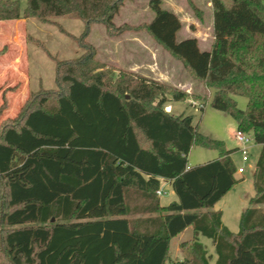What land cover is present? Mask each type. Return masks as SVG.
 Wrapping results in <instances>:
<instances>
[{
    "label": "trees",
    "instance_id": "trees-1",
    "mask_svg": "<svg viewBox=\"0 0 264 264\" xmlns=\"http://www.w3.org/2000/svg\"><path fill=\"white\" fill-rule=\"evenodd\" d=\"M123 1L0 0V21L84 22L83 54L55 63L57 89L30 94L13 117L1 118L0 106V264H264V0H209L213 38L204 50L197 37L177 40L181 19L160 0H149L145 25L193 80L214 88L198 96L199 110L209 101L261 146L236 232L213 206L241 181L231 157L238 147L201 133L193 114L165 111L190 92L104 67L85 40L93 23L115 32ZM233 95L247 98L243 109ZM196 145L217 157L188 167ZM162 180L177 195L167 205L155 193ZM187 227V254L173 260L171 239Z\"/></svg>",
    "mask_w": 264,
    "mask_h": 264
},
{
    "label": "rangeland",
    "instance_id": "rangeland-1",
    "mask_svg": "<svg viewBox=\"0 0 264 264\" xmlns=\"http://www.w3.org/2000/svg\"><path fill=\"white\" fill-rule=\"evenodd\" d=\"M20 1L21 6L24 7L26 0ZM160 1L163 8L176 11L178 18L181 19V29L176 33L178 41L189 37L187 34L190 32L199 35L200 49L204 50L210 46L213 33L209 0ZM122 4L113 18L115 27H118L115 32L110 33L100 22L91 24L86 35L85 40L95 48L99 63L104 67L131 70L144 75L150 74L148 65L154 61H158V64L163 66V63L169 65L166 60L171 59L172 65L169 66L174 69L175 74L185 68L147 32L145 25L154 15L149 0H125ZM83 30L84 22L70 15L53 16L49 21H41L38 18L0 21V106L3 101L7 104L1 118L15 116L30 94L57 89L55 63L57 60H70L83 54L84 50L78 43ZM187 90L196 97L201 95L211 97L214 88H205L198 81ZM233 96L237 106L243 109L247 98ZM201 102L199 98L194 105L196 109L188 106L187 110L194 116L193 123H199L200 132L211 138L223 140L230 148L240 146L235 138L237 128L234 118L212 108L209 101L203 110H199ZM166 106L168 108L165 111H173L169 108V103ZM259 146V144H251L247 162L242 161L240 155L236 156L237 166L245 168V172L239 174L243 180L239 181L231 193L216 205L223 210L224 222L232 231L238 228L236 216L244 204L242 200L254 192L251 170L259 153ZM216 155V150L196 145L190 151L189 161L193 164L199 160L214 158ZM167 199L164 195L161 200L164 203ZM129 217L137 218L138 214ZM191 234L189 228L184 235L171 239L170 257L173 260L186 256L187 253L182 249L181 244L189 241ZM198 240L210 241L202 235ZM206 247L214 256V249L210 245Z\"/></svg>",
    "mask_w": 264,
    "mask_h": 264
},
{
    "label": "crops",
    "instance_id": "crops-1",
    "mask_svg": "<svg viewBox=\"0 0 264 264\" xmlns=\"http://www.w3.org/2000/svg\"><path fill=\"white\" fill-rule=\"evenodd\" d=\"M171 11H173L175 14H176V11H174V10H172L171 8H169ZM177 15V14H176ZM181 29V28H180ZM180 31V30H179ZM178 33V32H177ZM187 35H189V37H197V39H198V43H199V35L198 34H195V33H190L189 32V34H187ZM166 62H168L169 63V65L171 66L172 64V60L171 59H169L168 61L166 60ZM168 64H164L163 63V66H161L160 64H158V61H154L152 64L151 63H149V67H150V74L149 75H144V74H142L143 76H145V77H147V78H153V79H156V80H158V81H160V82H164V83H169V84H172L173 86H175V87H178V88H180V89H184V90H186V91H189V90H187L189 87H192L193 85H195V84H197L198 83V81H195V80H193L192 78H190V75H189V73H188V71L185 69V68H183L180 72H178L177 74H175V72H174V69L173 68H171L170 66H169ZM133 70H135V69H133ZM191 93V92H190ZM188 99L187 100H185V101H182V102H175V101H171V102H169V108L171 109V110H173V111H171L172 113H174V114H182V113H185V114H191V113H188V106H191V107H194V105H196L197 104V100L199 99V97L197 98V97H195V95L193 94V95H190L189 97H187ZM195 108V107H194ZM196 109V108H195ZM194 109V110H195ZM227 146V145H226ZM194 147V146H193ZM192 147V148H193ZM236 147H239V146H236ZM260 147V149H261V146H259ZM191 148V149H192ZM227 148H229V149H231L230 147H228L227 146ZM191 151V150H190ZM217 151V150H216ZM260 151V150H259ZM189 154H190V152H189ZM189 154H188V161H189ZM217 155H218V153H217ZM217 155L215 156V157H217ZM238 155H240L239 154V152H238V150H236L235 152H233V153H231V157H232V159L234 160V162H235V164H236V166H237V164H238V160H237V158H236V156H238ZM215 157L214 158H207V159H203V160H199V162H197V163H193V164H191V162L189 161V164H188V167L189 166H194V165H198L199 163H205V162H208V161H210V160H213V159H215ZM248 159H249V157H248ZM255 163V162H254ZM240 166V165H239ZM253 166H254V164H253ZM238 167V166H237ZM252 170H253V167H252ZM252 170H251V172H252ZM244 172H245V170H244ZM243 172V173H244ZM243 173H238V172H236L235 171V173H234V176H236V178H241V176H239V174H243ZM241 180H243V178H241ZM252 186H253V175H252ZM160 188L164 191V194L163 195H160L159 196V201H160V204L161 205H167V204H169V202H171V201H174V200H177V195H176V193H174V191H173V189H172V186H171V183L168 181H164V180H162V182H161V185H160ZM234 188V186L232 187V189ZM232 189L231 190H229L228 191V193L226 194V195H224L219 201H217L216 202V204L213 206V210H215V211H217V210H220L221 211V213H222V215H221V221H222V223L229 229V227H228V225L227 224H225V222H224V214H223V210L221 209V208H217L216 207V205H217V203H219L222 199H224V197H227V195H229L230 193H231V191H232ZM254 190V189H253ZM255 194V191L252 193V195H249L248 197H246L245 199H243L242 200V203H244L241 207H240V211H239V213H238V216H236L237 217V224H238V222H239V217H240V214L247 208V206H248V200L253 196ZM167 196V201L166 202H162V197L163 196ZM262 207H264V205H262ZM189 228H191V227H187L186 229H185V231L184 232H182L181 234H179L177 237H179V236H182V235H184L185 234V232L189 229ZM230 230V229H229ZM239 230V224H238V228H237V230H230L231 232H236V231H238ZM191 237L190 238H192L193 237V230H192V228H191ZM199 238V237H198ZM203 242V241H202ZM205 245H210L213 249H214V247H213V245H212V243H211V241H208V242H203ZM180 248V247H179ZM178 248V249H179Z\"/></svg>",
    "mask_w": 264,
    "mask_h": 264
},
{
    "label": "built area",
    "instance_id": "built-area-1",
    "mask_svg": "<svg viewBox=\"0 0 264 264\" xmlns=\"http://www.w3.org/2000/svg\"><path fill=\"white\" fill-rule=\"evenodd\" d=\"M168 108V106L165 107V109ZM235 138L237 142L240 144L238 147V152L240 154V158L242 161L247 162L249 157V148L251 144L253 143V136L249 132H243L242 130L237 129L235 132ZM245 168L243 166H238L236 168V172L243 173ZM156 194L163 195L164 191L159 187L155 191Z\"/></svg>",
    "mask_w": 264,
    "mask_h": 264
}]
</instances>
